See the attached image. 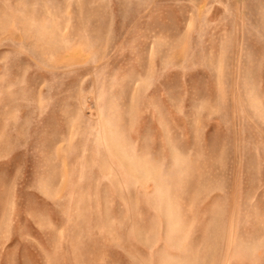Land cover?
Segmentation results:
<instances>
[{
	"label": "rangeland",
	"instance_id": "1",
	"mask_svg": "<svg viewBox=\"0 0 264 264\" xmlns=\"http://www.w3.org/2000/svg\"><path fill=\"white\" fill-rule=\"evenodd\" d=\"M0 264H264V0H0Z\"/></svg>",
	"mask_w": 264,
	"mask_h": 264
}]
</instances>
